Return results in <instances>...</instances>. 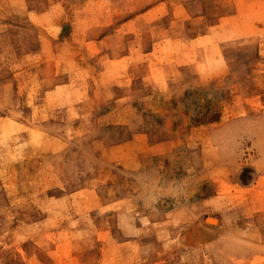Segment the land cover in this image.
<instances>
[{
  "label": "rangeland",
  "instance_id": "rangeland-1",
  "mask_svg": "<svg viewBox=\"0 0 264 264\" xmlns=\"http://www.w3.org/2000/svg\"><path fill=\"white\" fill-rule=\"evenodd\" d=\"M0 264H264V0H0Z\"/></svg>",
  "mask_w": 264,
  "mask_h": 264
},
{
  "label": "bare ground",
  "instance_id": "bare-ground-1",
  "mask_svg": "<svg viewBox=\"0 0 264 264\" xmlns=\"http://www.w3.org/2000/svg\"><path fill=\"white\" fill-rule=\"evenodd\" d=\"M15 159V158H14ZM238 166V165H237ZM244 175V174H243ZM206 222L210 225H216L217 224V219L216 218H208ZM19 229V228H18ZM16 236V235H15Z\"/></svg>",
  "mask_w": 264,
  "mask_h": 264
}]
</instances>
